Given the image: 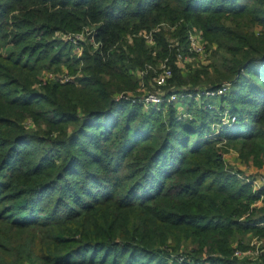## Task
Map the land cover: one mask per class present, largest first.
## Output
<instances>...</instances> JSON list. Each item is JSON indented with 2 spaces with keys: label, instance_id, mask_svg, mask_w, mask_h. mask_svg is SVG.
<instances>
[{
  "label": "trees",
  "instance_id": "16d2710c",
  "mask_svg": "<svg viewBox=\"0 0 264 264\" xmlns=\"http://www.w3.org/2000/svg\"><path fill=\"white\" fill-rule=\"evenodd\" d=\"M84 27L73 59L55 33ZM190 30L214 77L176 66ZM167 58L168 94L231 83L214 99L235 124L119 96ZM62 64L82 75L38 79ZM230 149L264 165V0H0V264H258L234 252L264 240V187Z\"/></svg>",
  "mask_w": 264,
  "mask_h": 264
},
{
  "label": "rangeland",
  "instance_id": "374dc122",
  "mask_svg": "<svg viewBox=\"0 0 264 264\" xmlns=\"http://www.w3.org/2000/svg\"><path fill=\"white\" fill-rule=\"evenodd\" d=\"M89 30H90V28L84 27L82 30L75 31V32L74 31H69V32H66V33H55V37H56V39H60L61 41H64V42H67V43L71 42V44L73 45V50H72L71 57L73 59L80 58V56H82L81 54L83 52L82 50H80V45H78L77 43H74L68 37L69 36H72V37L73 36H78V37H81L82 39H86V36H88L90 34ZM208 43L210 44V42H208ZM208 47L210 48V45H208ZM216 48L217 47H214L213 50L215 51ZM213 52H212V54H213ZM219 60H220V56H215L214 54H213V56L210 54L207 59H203V58H200V57H195V60L192 62V64H190V66L188 65V68L191 69V70L193 69L192 71H195L197 69H202L204 67H206L207 69L209 68V71L211 72L210 76L214 77L212 64L215 63V62H218ZM176 66L180 67V64L176 63ZM80 68L81 67H79V69ZM79 69L77 71L72 72L71 68L69 66H67L66 64H62L60 66H53L52 68H49V69H43L41 71V73L39 74L38 79L41 80V81L46 80L47 78L57 79V80H60L61 82L70 81V80H74V77H78V76L82 75L81 74L82 72ZM157 73H158V71H156V74ZM156 74L153 71V75H154L153 78H155ZM185 74H186V76H184V77H187L188 72L186 71ZM153 78L149 74H147V79L141 77V80H139V86H138L137 90L136 91H131L129 93L131 95H133V96H145L146 94H148V92H150L149 90L155 91L157 89V87L155 86V82H154ZM202 83L208 84V82L205 81V80ZM202 83L192 84V82H189L187 84L188 86L187 85H184V86H187V87L191 88V87H193L195 85L196 86L199 85V84L201 85ZM184 89H186V88H184ZM198 90L199 89H196L193 92H197ZM186 93H188V92L186 91ZM189 93H191V92L189 91ZM191 94H192V96H189V97H186V98H184V97L179 98L178 97L174 101L175 104L177 106H179L180 109L184 108V110L186 109V105H188L190 103V101L196 102L195 104H198V105L202 106L203 108H204V105H201L202 102H205L207 106H208V103L213 104V105H217L218 107L223 104L224 105L223 108H225L224 109L225 111L223 110L224 113L227 112V113L235 115L237 117V115L231 111V108L228 107L227 105H225L226 103H223L221 101L219 102V101H217L218 99H214V97H207V96L200 97L197 94H193V93H191ZM221 95H223V94H221ZM162 105L167 106V103L166 104H162ZM159 106H161V105H159ZM149 107H152V105H150L148 107L144 106L145 110H148ZM218 110H219V108H218ZM218 124H221V122L218 123ZM30 126H33V125L30 123ZM213 126H215V125H213ZM215 129H216L215 130V133H216V132H218V130L220 128H218L216 126ZM212 136H214V133L212 134ZM219 145H222V143H220ZM225 157L227 159V164L230 167H232L234 170H236L234 172L240 171L243 174L242 175L243 177H245V175L247 173V175H250V177L251 176H256V179H258L259 182L262 181V178H263L262 176L264 175L263 174L264 173V165L259 168L258 166L254 165V164H249L248 165V164L243 163L240 160L238 152L236 150H234V149H230L229 151H227V153H225ZM251 178H253V177H251ZM255 238H256L255 236L252 237L251 235H248V236L244 237L240 241L241 244L244 246V248L241 249V248L238 247V249L247 250V251H252V250L256 251L257 249L261 248L263 246V244H261L262 242H258V243L255 242L254 241ZM244 258L246 260H248V261H251V262H256L258 264H264V253H260L259 256L257 254L250 253L248 255H245ZM245 259H243V260H245ZM207 264H210V263L208 262Z\"/></svg>",
  "mask_w": 264,
  "mask_h": 264
},
{
  "label": "built area",
  "instance_id": "2783aa9c",
  "mask_svg": "<svg viewBox=\"0 0 264 264\" xmlns=\"http://www.w3.org/2000/svg\"><path fill=\"white\" fill-rule=\"evenodd\" d=\"M91 33L92 31H90L89 35H91ZM142 35L145 37L146 41L149 44L151 45L155 44V40L153 39L152 33L143 32ZM68 38L77 44L79 43L80 40H84L78 36H73V37L69 36ZM187 48H188L187 52H183L181 48L178 49V53L176 56V61L177 63L180 64V67L182 69H186L188 67V64L192 63L195 60V57L207 59L209 55L211 54L209 50L210 48L208 47V41L206 40L203 32L200 30H190L189 31L188 37H187ZM153 71L155 72V74H156V71H158V73L155 75V78H153L154 76L153 74L151 76L155 82V86L157 87L155 91L149 90L150 92H148V94H146L145 96H133L129 92L122 93L119 96L122 98H127V99L140 100L143 103H145V106L148 107L150 105L159 106V105L166 104L169 102H174L178 97L186 98V97L192 96L191 93L197 94L200 97L202 96L218 97L221 94L226 93L227 90L231 86V83L228 82V83H224L221 87L217 89L207 88V87L199 88L197 92H193L189 89V87L184 86L183 87L184 91H182L181 93L168 94V92L165 91V86L168 84V81L173 77V70L169 64V59L167 58L166 60H164V62H162L157 67L153 65H148L145 69H142L141 71H139L138 73L139 80H141V77L146 79L147 74L150 75L151 73H153ZM186 91L188 93H186ZM189 91L191 93H189ZM201 105H204V108H208V109L215 108V106L210 103H208V106H207L205 102H202ZM236 120H237V117L235 115L225 112L223 113L221 124H218V126H232L235 124ZM262 177H261L262 178L261 182H259L258 179L253 180L255 184V189L264 187V175ZM254 241L257 243L262 242L261 244H263V246L257 249L256 251L236 249L234 252V256L239 257V258H244L245 255H248L250 253L257 254L258 256L260 253H264V240L256 237Z\"/></svg>",
  "mask_w": 264,
  "mask_h": 264
},
{
  "label": "crops",
  "instance_id": "0c3cea01",
  "mask_svg": "<svg viewBox=\"0 0 264 264\" xmlns=\"http://www.w3.org/2000/svg\"><path fill=\"white\" fill-rule=\"evenodd\" d=\"M247 174V173H246Z\"/></svg>",
  "mask_w": 264,
  "mask_h": 264
}]
</instances>
